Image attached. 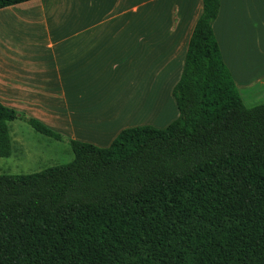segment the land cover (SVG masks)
<instances>
[{"label": "trees", "instance_id": "1", "mask_svg": "<svg viewBox=\"0 0 264 264\" xmlns=\"http://www.w3.org/2000/svg\"><path fill=\"white\" fill-rule=\"evenodd\" d=\"M220 4L203 0L167 127L71 140L67 165L0 174V264H264V103L247 107L225 64ZM17 118L58 136L0 102V157Z\"/></svg>", "mask_w": 264, "mask_h": 264}, {"label": "crops", "instance_id": "2", "mask_svg": "<svg viewBox=\"0 0 264 264\" xmlns=\"http://www.w3.org/2000/svg\"><path fill=\"white\" fill-rule=\"evenodd\" d=\"M202 12L203 0H28L1 8L0 102L107 147L123 129L147 124L112 125L106 141L105 130L91 135L107 118L132 114L108 93L156 83L170 95ZM213 30L244 104L264 103V0H221ZM120 98L128 103L131 95Z\"/></svg>", "mask_w": 264, "mask_h": 264}, {"label": "rangeland", "instance_id": "3", "mask_svg": "<svg viewBox=\"0 0 264 264\" xmlns=\"http://www.w3.org/2000/svg\"><path fill=\"white\" fill-rule=\"evenodd\" d=\"M134 85L130 89L125 90L127 87L122 86L117 88L119 92L115 90L112 94L110 92V94L108 93L109 96L115 98V101L123 103L122 108L127 109L132 114L130 115L128 113L129 117L119 118L120 122H118L119 119L114 121L107 118L103 124L105 129L100 127L101 124L96 125L97 128L90 131L91 135L97 136L98 133L105 130L103 141H106L112 131V125H115L114 128H118L119 126L134 121H147L145 125L165 128L178 117L179 112L172 92L170 95L162 96V89L165 86L161 87L156 83L151 87L149 84L142 86ZM125 95H131L128 103L125 100L122 102L120 98ZM138 98H140L138 102H133ZM259 103L248 102L247 106L251 107ZM115 105L117 106L118 104ZM9 128L12 153L10 156L0 157V174L26 175L37 173L50 167L67 165L75 158L71 140L76 139H73L69 134L57 132L58 136H48L36 131L29 123L21 118L10 121ZM108 128L109 132L106 134Z\"/></svg>", "mask_w": 264, "mask_h": 264}]
</instances>
